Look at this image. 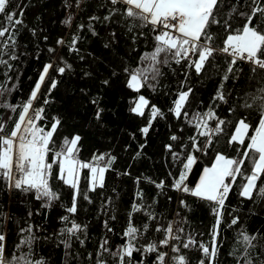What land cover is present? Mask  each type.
<instances>
[{
    "label": "trees",
    "instance_id": "1",
    "mask_svg": "<svg viewBox=\"0 0 264 264\" xmlns=\"http://www.w3.org/2000/svg\"><path fill=\"white\" fill-rule=\"evenodd\" d=\"M248 4L249 0H224L217 15L221 25L229 19L233 30L241 27L244 17L239 13L247 12ZM114 7L121 11L105 19ZM7 12L16 13V18L23 23L12 27L0 15V23L11 29L9 35L15 33V47L4 48L2 42L6 37L0 38V59L7 61L0 64V86L10 89L0 96V103L16 107V111L0 107V123L4 126L0 135L14 128L21 106L30 99L44 66L52 64L37 98L32 101L34 109L44 110L42 119L36 121L37 126L47 131L54 118L60 120L54 134L57 151L65 138L79 135L76 159L80 162L95 164L93 157L97 155H103L105 161L115 158L106 170L103 187L97 186L95 190H91L90 170L81 169L75 214L66 211L71 206L74 190L55 178L59 168L51 159L53 153H49V162L53 163L49 183L58 199L47 207V201L36 199L34 192L10 189L0 179V234L5 236L8 259L29 251L27 245L19 249L16 246L29 235L21 229L31 226V235L35 237L31 244L32 260H42L44 264H96L98 251H101L106 264H119L118 257L111 253L127 243L128 238L123 233L131 222L139 230L135 247L141 249L133 253L132 264L141 261L158 264V252L168 254L166 264H173L171 257L174 255H184L186 264H199L202 258L199 248L184 249L182 242L190 236L198 243L211 244V231L216 222L214 205L176 190L173 184L185 171L183 162L189 153L196 157L184 181L189 188H195L204 168L212 165L217 153L241 158L249 142L247 138L244 146L229 145L228 141L241 118L253 126L248 135L254 134L260 109L259 101H254L253 97L264 89V71L252 72L250 65L238 62L236 68L240 71L223 81L228 67L224 56L210 60L200 75L189 68L185 60L179 64L171 61L159 66L160 75L151 81L154 86L146 85L136 92L126 85L128 73L125 69L133 71L147 67L142 58L155 50L158 33L153 32L151 26L129 31L133 21L125 18L122 6L111 5L110 0H10ZM135 23L138 25L139 21ZM209 31L214 36L212 47L222 46L227 35L223 27L212 25ZM73 39H76L75 45H72ZM61 40L64 43H58ZM13 54L15 59L11 58ZM59 67L65 68L63 74L56 71ZM53 80L56 88L49 91ZM222 83L227 102L214 103L213 97ZM188 88L192 89L186 105L189 117L211 107L226 121L223 132L213 136L211 146L201 152L191 148L189 137L196 133L188 119L182 116L177 120L169 112L177 93ZM140 95L149 101L144 116L130 111ZM245 103L253 106L245 107ZM152 105L164 115L152 121L145 135L141 129L148 125ZM210 123L215 125L214 121ZM173 135L178 139L172 140ZM204 140L199 137L201 146ZM174 153L178 154L176 158ZM251 166L246 160L242 168L245 175ZM160 182H163L162 188L157 187ZM245 182L244 176L236 177L220 209L219 252L215 264H236L243 253L241 232L256 237V247L250 250L249 258L254 264L264 261V195L259 192V187H264V176L257 182L252 199L239 194ZM133 204L138 205L140 211L133 212ZM63 216H68V221H63ZM234 218L237 223L233 225ZM72 222L80 224L83 230L76 234L79 239L72 236L69 246L65 247L63 241L69 240V236L62 233V229L71 227ZM145 224L148 225L146 230ZM169 224L174 229L183 228V232L177 233L180 240H171L170 246H161L159 241L165 238V232H158L156 228L165 229ZM105 239L108 252L100 250ZM153 243L157 244L158 252L143 251ZM171 245L178 247L179 253H173Z\"/></svg>",
    "mask_w": 264,
    "mask_h": 264
},
{
    "label": "snow or ice",
    "instance_id": "2",
    "mask_svg": "<svg viewBox=\"0 0 264 264\" xmlns=\"http://www.w3.org/2000/svg\"><path fill=\"white\" fill-rule=\"evenodd\" d=\"M224 0H110L111 5H120L123 7V15L126 19L133 21L129 26V31L135 27L151 26L153 32H157L155 36L156 47L155 50L146 54L142 59L147 63L146 68H140L133 71L125 69L128 73L126 85L129 89L139 92L144 86H154L151 81H154L160 75L159 66L161 64L167 65L171 61L179 64L181 60L188 62L189 68H194L195 73L200 75L204 70L206 64L218 57L224 56L228 65L224 75L223 81L229 80L230 74L234 75L240 71L236 68L238 62H242L251 66V71L256 72L257 69L264 71V0H249L248 11L240 12L239 15L244 17V22L241 27L232 29V24L229 19H225L221 25V21L217 18L219 7ZM10 0H0V15H3L7 25L15 27L21 25L23 21L16 18V13H8L7 6ZM121 9L114 7L110 10V16L105 19H110L112 15L119 13ZM233 12L236 11L233 7ZM20 15H23L21 11ZM96 19V17H93ZM139 21L137 25L135 22ZM259 21V24H257ZM68 21H65L67 23ZM212 25L222 26L227 33L222 46L212 47L214 36L209 29ZM11 29L0 23V38L6 40L2 42V46L7 48L9 46L15 47V40L13 37L15 33L9 35ZM62 44L64 41H58ZM76 39H73L72 45H75ZM49 51H54L49 49ZM163 54V57L161 58ZM196 57V59H192ZM12 59H15L13 54ZM7 61L0 59V64H6ZM10 67V65H9ZM53 68L52 64H47L43 68V72L39 77V82L36 83L35 89L31 92L30 99L21 106L18 114V120L14 122V128L10 133L0 135V179H3L10 189H17L23 192H34L38 200H46L45 206H49L52 201L58 199V194L55 193L50 186V178L53 176V163L58 164L59 171L55 174V178L62 181L74 190L72 196L71 206L66 209L70 214L77 212V197L80 195L78 188V174L80 169H89L91 190H95L97 186L103 187L104 174L111 165L114 157L105 161L103 155L93 157L95 164L80 162L76 159L78 142L81 137L76 135L71 139L65 138L63 144L57 151L55 148L54 134H56L60 120L55 119L50 125V129L45 131L44 128L38 127L36 121L42 119L43 108L34 109L32 101L37 98V94L41 88V84L49 72ZM60 74L65 72L64 67L56 69ZM105 84L108 81H104ZM183 87V85H181ZM56 88V81L51 82V89ZM223 89V83L220 89L217 90L216 96L213 97V102H227ZM4 89L0 86V96L5 94ZM192 93V89L187 91H179L177 98L173 101V107L169 112L179 120L182 116L188 119V123L192 125L195 130V135L189 137L191 141V148L195 152L205 151L211 146L213 136L223 132L222 126L226 121L216 115L214 108H209L207 111L201 113L196 112L189 117L186 110L188 98ZM253 100L259 101V117L256 126L253 128L252 135H248L249 129L253 126L246 122L245 118L237 121L234 132L230 135L228 141L229 145H245V139L249 141L245 150L240 154V159H233L226 157L222 153H217L211 167H206L203 170V175L200 177L199 183L195 188H189L184 184L187 171L190 170L193 164L196 163L195 155L189 153L183 162V169L178 179L175 180L173 187L178 191L190 193V195L199 199L205 200L214 205L213 212L216 215V222L211 231V244L198 243L194 238L188 237L186 242H182V247L188 249L192 246H197L202 253V258L199 264H215L216 257L219 252V245L217 237L219 235V225L221 224L220 209L223 208L228 193L231 190L232 182L235 181L238 175L244 176L245 183L241 185L240 196L252 199L253 192L258 188V181L264 176V89L260 90L258 96H254ZM48 101L45 100V103ZM95 103V101H93ZM149 106V101L140 95L130 111L138 116H144V109ZM253 105L245 103V107H252ZM0 107L9 108L11 111H16V107L7 103H0ZM30 110L31 113L30 114ZM231 111V109H230ZM100 112H97L99 118ZM164 113L155 105L150 108V118L148 125L141 129L143 134L149 132L152 121L157 117H163ZM214 121L215 125L211 126ZM4 132L3 123H0V133ZM199 137H204L203 146L199 143ZM172 140H177L178 137L173 135ZM171 150V145L167 146ZM49 153H53L51 159L53 163L49 162ZM174 158L178 154L174 153ZM251 162L250 172L245 175L242 171L245 161ZM103 164V166H101ZM163 182L157 184V187H163ZM259 192L264 195V187H259ZM84 199H88L87 195ZM183 204V201H181ZM132 211H140V207L133 204ZM31 215V213H29ZM151 217V214H149ZM114 218V217H113ZM63 221H68V216L61 218ZM233 225L237 223L234 218L231 222ZM231 226V225H230ZM107 228V221L105 222ZM145 230L148 225H144ZM82 226L72 222L71 227L62 229V233H67L69 240L63 241L65 247L70 244L72 236H76L81 232ZM108 231L112 229L108 228ZM22 232H27L29 235L21 240L17 245V249L21 245H27L29 251L21 253L20 255H13L11 259L5 255V247L3 241L5 236L0 234V264H44L42 260H32L31 244L35 239L31 235L32 227L21 229ZM138 229L134 227L131 222L128 228L123 233L128 241L125 245L119 248L111 255L118 257L119 264H132L133 253L141 251L136 248L134 241L136 240ZM156 231H164L165 238L159 241L161 246H170L171 240H180L177 233L183 232V228H175L169 224L167 228H156ZM242 237L243 253L237 259L236 264H254L250 259V250L255 248V236H249L240 233ZM83 243V241H81ZM108 241L105 239L100 244L102 252H108ZM173 253H179L180 249L171 245ZM145 252H158L157 244L153 243L143 249ZM91 256V254H89ZM165 252H158L156 260L158 264H166ZM173 264H186V257L184 255H174L171 257ZM96 264H106L101 258V251H98ZM140 264H143L141 261ZM260 264H264L261 261Z\"/></svg>",
    "mask_w": 264,
    "mask_h": 264
},
{
    "label": "rangeland",
    "instance_id": "3",
    "mask_svg": "<svg viewBox=\"0 0 264 264\" xmlns=\"http://www.w3.org/2000/svg\"><path fill=\"white\" fill-rule=\"evenodd\" d=\"M144 111H145V109H144ZM208 167H211V165L210 166H208ZM106 173V172H105ZM80 175H81V169L79 170V174H78V182H79V179H80ZM202 175H203V173H202ZM201 175V176H202ZM90 176H91V173H90ZM104 179H105V174H104ZM104 179H103V182H104ZM199 180H200V178H199ZM199 180H198V182H197V184L199 183ZM90 186H91V183H90ZM167 260V259H166Z\"/></svg>",
    "mask_w": 264,
    "mask_h": 264
},
{
    "label": "built area",
    "instance_id": "4",
    "mask_svg": "<svg viewBox=\"0 0 264 264\" xmlns=\"http://www.w3.org/2000/svg\"><path fill=\"white\" fill-rule=\"evenodd\" d=\"M194 57H192V59H193ZM3 244H4V247H5V240L3 241Z\"/></svg>",
    "mask_w": 264,
    "mask_h": 264
}]
</instances>
